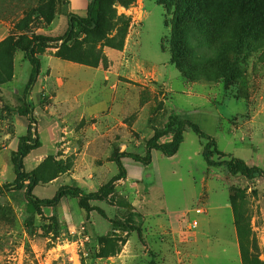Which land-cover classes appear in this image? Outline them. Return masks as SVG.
Wrapping results in <instances>:
<instances>
[{
    "label": "rangeland",
    "instance_id": "obj_1",
    "mask_svg": "<svg viewBox=\"0 0 264 264\" xmlns=\"http://www.w3.org/2000/svg\"><path fill=\"white\" fill-rule=\"evenodd\" d=\"M181 1L130 0L126 6L104 0L99 33L76 28L65 44L71 14L87 17L91 0L50 1L51 23L35 19L27 34L55 39L41 54V79L31 95L36 131L22 115L31 63L22 62L0 87V186L16 178L12 153L20 137L37 135L41 146L24 159L26 171L37 170L42 179L36 196L53 198L65 185L96 192L119 175V153L146 155L156 132L159 142L170 141L172 116H201L196 122L220 151L264 169V49L245 57L241 97L222 80L185 78L170 61L166 26ZM117 32L122 49L104 44ZM62 44L69 59L53 56ZM204 114L216 117L218 128ZM204 144L187 129L174 156L155 151L147 166L124 158L127 177L103 200L67 196L37 209L26 187L0 194V264H243L237 228L240 263L236 248L227 249L230 225L223 223L235 225L232 197L250 264H264V178L209 167ZM227 203L231 209L223 208ZM203 206L207 214L190 228V215Z\"/></svg>",
    "mask_w": 264,
    "mask_h": 264
},
{
    "label": "trees",
    "instance_id": "obj_2",
    "mask_svg": "<svg viewBox=\"0 0 264 264\" xmlns=\"http://www.w3.org/2000/svg\"><path fill=\"white\" fill-rule=\"evenodd\" d=\"M51 0H40V3L19 20L13 31L0 41V87L11 82L15 73V54L18 50L26 53L32 65V71L24 90L26 116L32 129L37 130L38 120L35 105L31 100L33 88L41 72V54L49 47V42L55 39L44 35L27 34L31 30L33 20L44 18L50 24L49 3ZM126 6L130 0H114ZM104 0H91L87 17L71 14L68 28L61 37L64 44L74 39L76 28H83L85 32L99 33L105 21L102 10ZM167 6V4H164ZM170 28L168 39L170 61L183 76L189 80H222L226 89L235 88L236 96H243L247 91L245 57L248 52L264 49V0H182L171 17L166 20ZM117 32L114 36H107L105 45L122 49L123 41ZM120 37V38H119ZM56 56L69 59L63 54L64 45L57 46ZM192 130L201 140L205 141L202 156L209 167H223L230 175H241L248 179L264 178V169L257 165H249L243 158L228 155L217 148L215 137L206 132L197 122L177 116L170 117L167 131L172 133V139L159 142L161 133L147 142V153L141 155L133 152H121L116 157L119 175L103 185L96 192H86L82 188L65 185L61 186L53 198H39L33 193L35 186L41 179L38 171L27 172L24 159L35 148L41 146L38 136H22L18 148L12 153V162L16 178L0 186V194L11 190L27 188L26 196L29 202L41 209L44 206L53 207L67 196L80 197L83 201L103 200L114 190L116 181L127 177V169L123 159L130 158L142 165H150L154 161L153 153L161 151L166 156L176 155L185 140V131ZM36 134V133H35ZM33 133V135H35ZM38 134V133H37ZM218 154L219 159L214 155ZM234 208V223L238 231L243 264H250L248 252L244 249L245 233L242 230V215L237 210L236 198L232 197Z\"/></svg>",
    "mask_w": 264,
    "mask_h": 264
},
{
    "label": "crops",
    "instance_id": "obj_3",
    "mask_svg": "<svg viewBox=\"0 0 264 264\" xmlns=\"http://www.w3.org/2000/svg\"><path fill=\"white\" fill-rule=\"evenodd\" d=\"M39 2V0H0V41L4 40L7 36H9L13 31H15V27L16 24L19 20H21L23 17L26 16V14L30 11V9H32L35 5H37V3ZM50 54V51L46 52V55ZM56 56V55H53ZM57 57V56H56ZM23 59V60H22ZM26 61H29L27 59V57L25 56V54L21 51H18L16 53L15 56V70L17 69V66L21 65V63L23 62V64H25ZM40 75L37 79V81H39ZM37 83V82H36ZM36 87L38 85L35 84ZM34 90V88H33ZM33 93V91H32ZM201 116H199V118H196V121H199L198 119H200ZM208 118L209 121H213L215 124V127H213V129L218 128V126H216V117H212L211 115H207L204 114L203 119ZM195 121V122H196ZM214 124H212L214 126ZM185 141V140H184ZM202 209V212L195 213V218H193V216L190 215V224L189 227H191V223L195 222L197 223L196 228L199 225V221L201 216L206 215L207 214V207L203 206V207H199ZM223 208H229L231 209V205L230 204H226L223 205ZM223 224L226 225H230V229H229V233H228V242L229 245L227 247V249L229 248V246L231 245L233 249L236 248L237 250V255H238V260L240 263V251H239V241H238V237L236 235V227L235 225L232 223V221H225ZM230 249V248H229ZM235 251V250H234Z\"/></svg>",
    "mask_w": 264,
    "mask_h": 264
},
{
    "label": "built area",
    "instance_id": "obj_4",
    "mask_svg": "<svg viewBox=\"0 0 264 264\" xmlns=\"http://www.w3.org/2000/svg\"><path fill=\"white\" fill-rule=\"evenodd\" d=\"M196 212L200 213V212H202V209L201 208H197ZM196 226H197V223H195V222L191 223V227H196Z\"/></svg>",
    "mask_w": 264,
    "mask_h": 264
}]
</instances>
